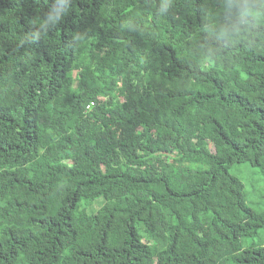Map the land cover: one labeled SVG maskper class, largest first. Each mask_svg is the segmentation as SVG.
<instances>
[{
    "label": "trees",
    "instance_id": "obj_1",
    "mask_svg": "<svg viewBox=\"0 0 264 264\" xmlns=\"http://www.w3.org/2000/svg\"><path fill=\"white\" fill-rule=\"evenodd\" d=\"M244 162L264 0H0V264H264Z\"/></svg>",
    "mask_w": 264,
    "mask_h": 264
},
{
    "label": "rangeland",
    "instance_id": "obj_2",
    "mask_svg": "<svg viewBox=\"0 0 264 264\" xmlns=\"http://www.w3.org/2000/svg\"><path fill=\"white\" fill-rule=\"evenodd\" d=\"M230 170L244 182L248 203L256 210H264V171L248 162L236 163ZM253 241L248 238L243 246L247 247Z\"/></svg>",
    "mask_w": 264,
    "mask_h": 264
}]
</instances>
